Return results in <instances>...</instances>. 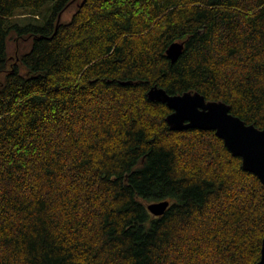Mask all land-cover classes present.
Masks as SVG:
<instances>
[{
  "label": "trees",
  "instance_id": "16d2710c",
  "mask_svg": "<svg viewBox=\"0 0 264 264\" xmlns=\"http://www.w3.org/2000/svg\"><path fill=\"white\" fill-rule=\"evenodd\" d=\"M153 85L263 128L264 0H0V264L259 261L264 184Z\"/></svg>",
  "mask_w": 264,
  "mask_h": 264
},
{
  "label": "water",
  "instance_id": "95a60500",
  "mask_svg": "<svg viewBox=\"0 0 264 264\" xmlns=\"http://www.w3.org/2000/svg\"><path fill=\"white\" fill-rule=\"evenodd\" d=\"M185 48L184 41H175L167 49L175 62ZM129 81H123L128 84ZM150 100L166 103L171 109L166 121L171 130L199 128L214 130L227 148L242 158L243 168L256 174L264 184V127L248 124L231 112V106L222 100H208L199 91L170 94L165 88L153 85L147 92ZM169 199L151 201L147 209L154 215H163L170 206ZM256 264H264V239L261 257Z\"/></svg>",
  "mask_w": 264,
  "mask_h": 264
},
{
  "label": "rangeland",
  "instance_id": "374dc122",
  "mask_svg": "<svg viewBox=\"0 0 264 264\" xmlns=\"http://www.w3.org/2000/svg\"><path fill=\"white\" fill-rule=\"evenodd\" d=\"M75 10H76V4H72L67 9V11H65L62 14L61 18L63 20H69L72 17V15H73ZM33 17H34V15L32 13H30L28 10H21L17 14V16L15 18L17 19L16 20L17 22H19L20 24H24L26 22L35 21L36 19L34 20ZM42 18H43V16L41 15L39 19H42ZM16 36H17L16 32H15V34H13L11 36L12 40H10V50H12V51L14 50L15 47H18V43H20V41H15ZM23 40H25V38ZM22 45H21V47L19 45V48H23V47H27L28 48L29 47V42L25 40V42L22 43Z\"/></svg>",
  "mask_w": 264,
  "mask_h": 264
},
{
  "label": "flooded vegetation",
  "instance_id": "af4514ba",
  "mask_svg": "<svg viewBox=\"0 0 264 264\" xmlns=\"http://www.w3.org/2000/svg\"><path fill=\"white\" fill-rule=\"evenodd\" d=\"M59 20H60V17H59Z\"/></svg>",
  "mask_w": 264,
  "mask_h": 264
}]
</instances>
